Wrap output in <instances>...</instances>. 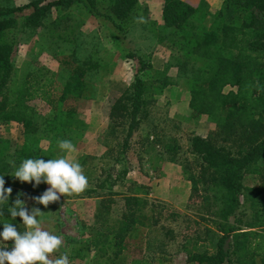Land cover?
<instances>
[{"label":"trees","instance_id":"1","mask_svg":"<svg viewBox=\"0 0 264 264\" xmlns=\"http://www.w3.org/2000/svg\"><path fill=\"white\" fill-rule=\"evenodd\" d=\"M75 6L81 11L74 13ZM138 7L139 0H30L0 5V121L19 123L24 134L22 141L9 143L11 148L0 141V175L4 187L12 189L9 204L14 193H21L9 185L12 181L33 185L11 176L14 166L26 157L53 158L57 141L70 138L68 121L77 111L70 101L94 96L90 81L107 67L97 58H75L71 47L74 65L55 94L54 75L49 71L20 73L16 56L22 35L48 23L57 42L76 46L83 13L98 19L117 38L124 35ZM206 15L191 0H163L159 36L166 40L169 60L157 69L149 59L127 51L135 61L133 79L112 104L109 117L118 125L126 122L125 147L133 130L148 116L155 96L171 83L167 72L175 66L193 114L205 115L215 126L208 135L196 134L190 140L191 151L201 160L200 180L191 176L192 186L202 182L203 197L217 220L202 238L192 239L187 260L264 264V0H223L218 10L223 19L217 29L204 22ZM145 70H152V77L145 79L141 74ZM37 98L49 105L51 117H43L30 104ZM135 204L138 212L133 210ZM147 204L145 198L128 196L129 214H122L117 229H96L88 243L103 256L97 264H112V258L125 250L141 249V228L151 219L145 212ZM3 207L6 210L7 203ZM5 216L0 220L8 219L6 212ZM13 223L19 224L20 218ZM18 227L24 230L23 224ZM156 258V264H164ZM138 264L150 261L142 258Z\"/></svg>","mask_w":264,"mask_h":264},{"label":"rangeland","instance_id":"2","mask_svg":"<svg viewBox=\"0 0 264 264\" xmlns=\"http://www.w3.org/2000/svg\"><path fill=\"white\" fill-rule=\"evenodd\" d=\"M28 1L0 0V5ZM191 1L206 11L204 22L210 28H219L223 18L218 10L223 0ZM162 3L163 0H139L134 18L124 35L117 38L98 19L82 12L76 46L57 42L48 23L21 37L16 56L20 73L49 71L54 75L55 94L60 92L74 65L71 47L75 49V58H97L107 65L90 81L94 96L70 101L77 111L68 121L69 139L75 146L69 158L81 163L88 177L87 187L78 193L62 195L61 200L45 207L35 204L32 197L40 195L47 184L42 182L35 187L15 181L9 184L21 192L20 198L27 207L36 206L43 211L40 216L43 228L63 237L60 249L52 256L67 252L69 264H97L103 259L100 251L88 242L97 228L117 229L122 214H129L128 196L147 199L145 212L151 219L141 228V249L125 250L112 258V264H138L142 258L156 264V257L163 259L164 264H195L187 260L186 249L191 248L194 237L202 238L206 228L216 226L217 217L211 214L212 206L203 197L204 185L198 181L194 187L190 179L195 176L200 180L201 172V160L191 151V137L206 136L215 126L205 115L193 114L177 68L168 69L171 83L155 96L148 106V116L133 130L125 147L126 122L118 125L109 117L112 104L133 79L135 61L127 56V51L149 59L157 69H163L169 60L166 40L159 36ZM72 10L81 11L79 6ZM141 74L149 79L153 71L145 70ZM30 104L43 117L53 114L41 99H33ZM23 139L19 123L0 121L2 145L11 148L10 144ZM56 149L53 158L64 154ZM103 180H106L104 185L98 186ZM88 190L92 191L88 193ZM17 194H13L14 199ZM132 207L138 212V204Z\"/></svg>","mask_w":264,"mask_h":264},{"label":"clouds","instance_id":"3","mask_svg":"<svg viewBox=\"0 0 264 264\" xmlns=\"http://www.w3.org/2000/svg\"><path fill=\"white\" fill-rule=\"evenodd\" d=\"M57 147L63 155L44 159L40 157H26L15 165L11 176L21 182H32L33 187L45 183L48 187L38 196L32 197L35 204L47 205L61 200L65 194L78 193L88 184V177L82 170L78 159L69 158L75 151L70 139L63 138L57 141ZM12 189L4 187L3 175H0V264H69L67 252L53 257L63 241L61 235L43 228L39 207L26 206V201L20 198V193L9 204V194ZM7 203L5 210L3 205ZM16 217L24 225L21 230L16 223ZM11 241V245L7 243Z\"/></svg>","mask_w":264,"mask_h":264}]
</instances>
